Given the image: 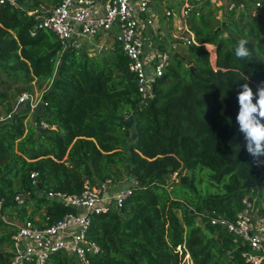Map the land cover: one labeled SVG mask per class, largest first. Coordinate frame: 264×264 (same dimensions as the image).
Segmentation results:
<instances>
[{
	"label": "trees",
	"instance_id": "obj_1",
	"mask_svg": "<svg viewBox=\"0 0 264 264\" xmlns=\"http://www.w3.org/2000/svg\"><path fill=\"white\" fill-rule=\"evenodd\" d=\"M198 4L190 19L198 43L177 44L153 80L152 96L143 99L117 45L91 53L48 28L32 34L34 15L0 2V106L6 115L20 92L35 91V82L47 103L38 113L47 126L37 135L29 107L0 120V213L34 219L47 212L54 220L71 207L49 198V190L79 191L87 177L128 175L135 184L124 211L93 215L88 235L100 251L89 264H254L243 255L248 244L211 214L234 217L245 195L254 198L260 186L264 193V156L256 161L247 152L236 120L241 86L248 83L254 93L264 87V16L225 10L219 17L209 0ZM241 39L249 42L250 58L235 55ZM206 42L216 45L214 60ZM130 114L134 127L122 121ZM21 191L31 192L24 203L15 199ZM31 198L39 215L28 209ZM14 225L0 214V231L7 229L0 264L12 253ZM51 264L78 260L60 250Z\"/></svg>",
	"mask_w": 264,
	"mask_h": 264
},
{
	"label": "built area",
	"instance_id": "obj_2",
	"mask_svg": "<svg viewBox=\"0 0 264 264\" xmlns=\"http://www.w3.org/2000/svg\"><path fill=\"white\" fill-rule=\"evenodd\" d=\"M203 0H183L179 11L168 7L165 14L177 22L174 37L180 41L172 42L174 49L179 42L184 45L198 43L190 19L199 10ZM223 9L264 16V0L246 2V0H210ZM19 8H27L34 15L35 25L31 33L38 28H48L57 33L66 44L88 52L96 53L117 45L129 57L130 69L136 74L139 92L143 99L152 96V84L157 75L163 73L168 64L171 52H152L147 54V43L155 37H163L166 32L159 23L157 12L152 8V0H61L58 4L30 7L24 0H0ZM105 38V42L102 40ZM111 40V43L108 41ZM86 41L90 45H84ZM107 41V42H106ZM214 60L216 45L205 43ZM153 48L155 45L150 44ZM99 48L95 52V49ZM110 49V48H109ZM43 93L23 91L13 108L1 119L12 117L21 104L34 108L43 100ZM46 104V102H45ZM44 127L47 123L42 121ZM264 163V158L262 159ZM40 173L31 172L34 184H37ZM119 179L106 178L93 182L87 177L79 191L49 190V198H57L71 207L63 215L50 220V215L11 218L15 228L11 233L12 253L5 264H51L53 254L64 250L74 255L78 264H89L91 256L100 251L96 240L89 237L93 215L110 210L124 211L126 198L133 192L135 180L119 183ZM31 197L30 191H21L15 195L18 203L26 202ZM3 200L0 199V208ZM211 221L225 226L235 238L248 244L243 252L245 258L254 264H264V209L256 204V198L247 194L243 204L234 217L224 215L213 209Z\"/></svg>",
	"mask_w": 264,
	"mask_h": 264
},
{
	"label": "clouds",
	"instance_id": "obj_3",
	"mask_svg": "<svg viewBox=\"0 0 264 264\" xmlns=\"http://www.w3.org/2000/svg\"><path fill=\"white\" fill-rule=\"evenodd\" d=\"M247 39L239 40L235 48V55L240 59L252 56L247 47ZM238 93L239 110L236 117L239 131L243 134L247 152L259 161L264 156V87L254 93L248 83H244ZM255 100V102H254Z\"/></svg>",
	"mask_w": 264,
	"mask_h": 264
},
{
	"label": "rangeland",
	"instance_id": "obj_4",
	"mask_svg": "<svg viewBox=\"0 0 264 264\" xmlns=\"http://www.w3.org/2000/svg\"><path fill=\"white\" fill-rule=\"evenodd\" d=\"M182 2H183V0H152L151 6L157 12L158 18L160 20L159 23L163 27V29L165 30L166 34H165V36L159 37V38L153 36L152 41L151 42H150V40L148 41V43H147V54H151L153 51L154 52H162L165 50H168L170 52L174 51V49H172V42H173L172 37H174L175 31H177V28H178L177 22H175L174 19L172 20L171 17L166 16L165 10L168 7H173L175 11H179V8H180ZM171 21H173L172 27H171ZM83 43H84V45H87V46L90 45L86 41H83ZM151 43L155 45L154 50L150 46ZM97 50H101V49L96 48L95 52ZM100 52H102V51H100ZM33 86H34L35 91H30L28 89H25L23 91H30V92H34V93H43L44 92V91H40V89L42 87L40 86L39 82H35ZM20 93L18 94L17 99H18ZM41 101H43L44 103L46 102L44 99ZM3 116H5V110L3 109L2 106H0V118ZM131 179H132L131 177H129L128 175H125V176L121 177V179H119L118 182L119 183H127V182H130ZM260 188H261V186L258 188V190L255 194V198H256V201L258 202V206L263 208L264 207V193H263V195H261ZM36 203H37V200L31 198L30 205H29L28 209L30 211L35 209L37 212V215H39L41 211L36 208ZM5 214L7 216H13V215L19 216L18 213H14V212L12 213L9 211H7ZM5 231H7V229L1 230L0 234H2Z\"/></svg>",
	"mask_w": 264,
	"mask_h": 264
},
{
	"label": "water",
	"instance_id": "obj_5",
	"mask_svg": "<svg viewBox=\"0 0 264 264\" xmlns=\"http://www.w3.org/2000/svg\"><path fill=\"white\" fill-rule=\"evenodd\" d=\"M42 106H45V103L43 101H40L36 107L34 108L33 110V119L36 120V126H37V132L35 135L39 134V131L40 130H43L45 131V127L42 125V122L40 120H38V113H39V110ZM23 108H25V104H21L19 106V109L18 111L22 110ZM124 124H126L127 126H131V127H134L135 126V116L134 114H130L128 115L124 120H122ZM130 139H132V137H130ZM57 199V198H55Z\"/></svg>",
	"mask_w": 264,
	"mask_h": 264
},
{
	"label": "crops",
	"instance_id": "obj_6",
	"mask_svg": "<svg viewBox=\"0 0 264 264\" xmlns=\"http://www.w3.org/2000/svg\"><path fill=\"white\" fill-rule=\"evenodd\" d=\"M209 1H210V0H209ZM210 2H211V1H210ZM246 2H249V3H250L251 1H250V0H246ZM211 3H213V2H211ZM213 4H215V3H213ZM215 5H216V4H215ZM216 6H218V5H216ZM218 7H219L218 16H219V17H223L224 14H225V10H226V9H223V8H221L220 6H218ZM240 13H241V12H240ZM240 13L235 12V15L238 16V15H240ZM260 16H263V15H260ZM102 40L104 41L105 38H103ZM104 42H105V41H104ZM106 42H107V41H106ZM108 42L111 43V40H109ZM211 43H212V42H211ZM213 44H214V43H213ZM109 48L111 49V47L108 46V48L102 50V52H108V51L110 50ZM107 49H108V50H107ZM97 51H98V50H97ZM96 53H101V52L98 51V52H96Z\"/></svg>",
	"mask_w": 264,
	"mask_h": 264
}]
</instances>
